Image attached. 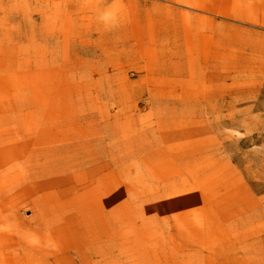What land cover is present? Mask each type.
Here are the masks:
<instances>
[{
	"label": "rangeland",
	"instance_id": "1",
	"mask_svg": "<svg viewBox=\"0 0 264 264\" xmlns=\"http://www.w3.org/2000/svg\"><path fill=\"white\" fill-rule=\"evenodd\" d=\"M0 264H264V0H0Z\"/></svg>",
	"mask_w": 264,
	"mask_h": 264
},
{
	"label": "clouds",
	"instance_id": "2",
	"mask_svg": "<svg viewBox=\"0 0 264 264\" xmlns=\"http://www.w3.org/2000/svg\"><path fill=\"white\" fill-rule=\"evenodd\" d=\"M120 8L117 7L112 11H107L102 14L99 19L104 22L106 28H112L116 26L119 21Z\"/></svg>",
	"mask_w": 264,
	"mask_h": 264
}]
</instances>
